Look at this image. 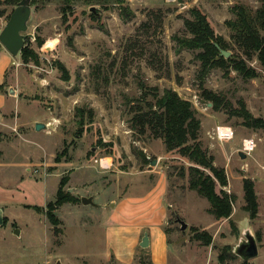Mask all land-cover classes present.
<instances>
[{
	"label": "rangeland",
	"instance_id": "374dc122",
	"mask_svg": "<svg viewBox=\"0 0 264 264\" xmlns=\"http://www.w3.org/2000/svg\"><path fill=\"white\" fill-rule=\"evenodd\" d=\"M19 1L0 0V32ZM236 4L261 5L32 0L29 36L11 67L14 80L5 86L14 99L0 110V189L9 190L0 195L9 217L0 230V264H264V68L235 50L257 76L246 78L230 65L202 73L199 50L180 48L175 40L187 35L193 8L230 40L226 21L235 18ZM165 89L190 101L200 119L202 147L226 173L227 185L218 182L217 192L233 199L229 217L217 218L210 202L189 187L187 158L131 127L142 97L154 101ZM204 89L227 105L214 107ZM37 122L46 128L37 130ZM218 125L231 127L234 138H215ZM245 138L256 148L241 158ZM62 178L71 198L57 205ZM246 180L253 183L255 214ZM90 196L95 205H84L81 198ZM127 207L131 216L163 212L164 227L148 230L149 248L140 245L147 232L136 247L138 230L123 223ZM49 210L58 217L55 226ZM178 219L188 224L185 230ZM247 232L260 253L245 261L235 249ZM204 234L211 241L201 239Z\"/></svg>",
	"mask_w": 264,
	"mask_h": 264
},
{
	"label": "trees",
	"instance_id": "16d2710c",
	"mask_svg": "<svg viewBox=\"0 0 264 264\" xmlns=\"http://www.w3.org/2000/svg\"><path fill=\"white\" fill-rule=\"evenodd\" d=\"M97 1L100 3L113 1L121 6L124 4V0ZM258 1L261 5L255 10L244 4L233 6L235 18L226 21L231 29L230 40L216 33L208 16L200 9H191V19L185 20L187 35L175 38L178 46L188 50H199L196 58L201 63L202 73H208L215 67L226 68L230 65L246 78L257 76L255 69L248 67L242 58L233 54L229 58L221 56L216 59V57L220 55L219 47L233 52L237 50L247 59L256 57L264 68V0ZM122 15L129 17L131 14L127 12L126 7H123ZM22 53L26 55L24 50ZM5 86L6 84L0 85V91L4 90ZM203 96L216 108L227 105L225 98L213 91L204 89ZM142 99L134 110L130 121L131 127L140 134L149 132L154 138H161L168 152L176 151L181 157L187 158L192 164L188 167L189 187L210 202V211L217 218L229 217L232 213L233 199L223 190L221 193L217 192L218 182L222 186L227 185L226 173L213 165V157L209 156L202 147L199 140L201 121L197 118L191 102L173 89H165L162 95L155 97L154 101L144 97ZM56 161H59V156ZM65 183L66 179L62 178L57 192V205L68 202L71 198L62 190ZM244 189L248 208L252 214H255L257 201L253 183L246 180ZM47 215L54 226L58 224V217L52 210L47 211ZM206 237L211 241L207 234L200 236L201 239Z\"/></svg>",
	"mask_w": 264,
	"mask_h": 264
},
{
	"label": "water",
	"instance_id": "95a60500",
	"mask_svg": "<svg viewBox=\"0 0 264 264\" xmlns=\"http://www.w3.org/2000/svg\"><path fill=\"white\" fill-rule=\"evenodd\" d=\"M91 11H95V8H91ZM32 15V0H20L13 10L9 20L6 25L0 32V43L8 50V52L13 56L17 57L24 47L25 40L29 36L26 34L28 30V23ZM218 46V45H217ZM219 47V46H218ZM220 55L216 57L219 59L221 56L225 58H229L232 54L230 50H224L219 47ZM10 93L14 94L15 90L10 88ZM46 128V124L43 122H37L36 129L42 130ZM239 156L241 158H246L247 153L240 150ZM155 163V162H154ZM82 203L84 205H95L94 199L92 196L90 197H82ZM181 224V229L185 230L188 227V224L182 220L178 219ZM19 233V231H17ZM149 236L148 233H145L142 241L141 247L149 246ZM235 253L240 256L243 260L247 261L259 255V246L257 240L252 234V232H247L245 234V239L240 242V244L236 247ZM59 264V262H58Z\"/></svg>",
	"mask_w": 264,
	"mask_h": 264
},
{
	"label": "crops",
	"instance_id": "0c3cea01",
	"mask_svg": "<svg viewBox=\"0 0 264 264\" xmlns=\"http://www.w3.org/2000/svg\"><path fill=\"white\" fill-rule=\"evenodd\" d=\"M15 58L16 57H13L8 52V50H6V48L2 44H0V85L6 84L8 82L11 83L14 80V77H13V79L11 78L12 74L10 73V70H11L12 66L18 64V62ZM14 62H16V64ZM5 90L6 89L0 91V110L2 109V105L4 102H7L9 99H14V98H11L10 96H8L7 92ZM23 166H27V163L23 164ZM21 180H23V179H21ZM25 180H27V179H25ZM6 188L0 189V195L4 196V194H7L6 191H9V190H6ZM6 199L8 200V198H6ZM125 210H127V211H125ZM125 210H124L125 212H123V214H125L124 215L125 219L123 218L124 219L123 223H125V224L129 223L130 225L134 226L135 229L138 230L136 247L138 246V243L140 242L143 234L145 232L148 233V230H150L151 226L152 227H154V226H163L164 227V225H163L164 223L162 220L164 218V215L162 214L163 213L162 211H159V212H157V211L149 212L148 211V212H146V215H145V213H143V216H142V214H134L131 216V215H129L130 213H132L130 207H127ZM157 210H158V207H157ZM159 210H162V209H159ZM8 219H9V217L7 215L6 209L2 205H0V230H2L5 227L6 221H8ZM148 248L146 251L149 254ZM259 253H260V247H259Z\"/></svg>",
	"mask_w": 264,
	"mask_h": 264
},
{
	"label": "built area",
	"instance_id": "2783aa9c",
	"mask_svg": "<svg viewBox=\"0 0 264 264\" xmlns=\"http://www.w3.org/2000/svg\"><path fill=\"white\" fill-rule=\"evenodd\" d=\"M234 131L231 127L218 125L215 129L214 135L219 141L224 142L234 138ZM256 148V142L254 139L245 138L242 142L241 150L247 154H251Z\"/></svg>",
	"mask_w": 264,
	"mask_h": 264
}]
</instances>
